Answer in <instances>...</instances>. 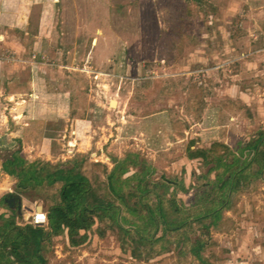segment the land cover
I'll use <instances>...</instances> for the list:
<instances>
[{"label": "rangeland", "instance_id": "rangeland-1", "mask_svg": "<svg viewBox=\"0 0 264 264\" xmlns=\"http://www.w3.org/2000/svg\"><path fill=\"white\" fill-rule=\"evenodd\" d=\"M136 1L110 0L105 6L98 0H0V32L7 31L6 40L21 45L24 58L37 52L39 45L44 54L39 62H55L34 71L20 64L16 71L11 66L3 67L0 135L5 133L8 139L21 136V153L29 160L56 162L79 154L91 162L108 158L109 168L115 170L110 171L113 188L132 206H121V222L125 225L130 220L131 226L137 224L135 227L146 223L150 228L143 229V236H160L161 226L156 233L152 219L159 222L163 218L169 227L180 223L182 234L192 242L201 237L217 243L212 247L219 257L215 264H264V183L256 182L254 192L233 193V199H229L233 204L222 211L223 220L207 235L196 222L193 228L189 224L188 232L184 226L188 221L184 220L189 210L179 199L171 201L170 214L165 212L170 208L168 200L165 206L160 204L161 212L157 213L152 195L140 194L163 181L162 172L165 181L175 178L173 173L179 171L180 157L186 154L184 146L190 130L228 123L232 115L237 116L235 119L250 117L248 130L256 122L264 127V93L252 89L243 92L255 99L252 110L256 118L243 107L232 111L223 108L224 117L219 119L224 102L244 106L243 100H236V80L264 79V63L260 53L254 54L264 48V0H186L194 17L180 36L174 27L180 25L175 19L177 6L171 3L174 0L154 3L160 27L137 19V13H126L125 3L135 8ZM105 21L117 35L108 36L101 44ZM239 54V61H235ZM108 57L113 62H98ZM60 63L73 67L61 68L57 65ZM88 69L96 70L97 76ZM18 77L24 87L14 85L12 79ZM194 78L198 84H205L198 112L187 102ZM2 81L10 87L6 95ZM17 98L24 100L22 105H15ZM114 100L117 105L111 106ZM50 114L63 120L62 130L51 135L44 132ZM41 120L42 129L37 127ZM7 156L0 151V165ZM225 166L209 167V179L215 183L219 178L217 186L227 183L228 176L223 179L216 174L217 170H226ZM254 170L256 166L249 173ZM14 182L0 170V197L4 196V200L0 198V220L5 224L13 222L17 195L29 199L26 203L42 205L31 194L16 193ZM176 185L184 188L181 182ZM23 210L22 219L31 221L33 212ZM174 237L179 240L178 232ZM67 243L61 236L53 237L49 264H173L165 255L136 261L129 252L122 253L110 235L100 239L88 233L81 245L68 247Z\"/></svg>", "mask_w": 264, "mask_h": 264}, {"label": "trees", "instance_id": "trees-1", "mask_svg": "<svg viewBox=\"0 0 264 264\" xmlns=\"http://www.w3.org/2000/svg\"><path fill=\"white\" fill-rule=\"evenodd\" d=\"M7 81L3 85L5 95L10 92ZM12 81L19 88L25 86L18 79ZM46 82L49 84L48 80ZM204 88L205 84L190 82L187 102L194 112L201 109L199 103ZM223 108L232 111L236 105L233 101L224 102L219 111L220 120L224 117ZM10 122L13 124V121ZM43 125L41 120L37 127L42 129ZM252 133L253 136L244 137L247 142L244 143L243 139L231 150L239 153L242 159L241 165L230 176L228 194L223 205L194 219V222L201 225L205 235L221 223L222 211L233 204L229 200L233 199V193L254 192L257 189L256 182L264 183V130L255 128ZM22 140L21 136L8 139L5 133L0 135V151L8 153L1 162L0 170L15 180L12 187L16 193L31 194L39 199L47 221L41 226L24 221L21 203L15 199L16 210L21 212V216L18 218L15 213L11 224L0 220V264H49L53 255L50 253L48 256L53 237L61 236L67 240L68 247H76L87 240L88 233H94L100 239L107 235L113 236L122 253L129 252L130 257L136 261L165 255L164 258L173 264H215L219 258L212 249L217 243L210 238L204 242H192L187 234L180 235L179 240L175 239L174 234L182 227L169 228L163 218L159 222L152 219L156 233L159 226L162 227L163 232L158 237L143 236L144 230L141 226L135 227L136 223L131 228L125 227L121 222V206L130 209L132 206L119 190L113 188L110 171L114 173V168L102 162H91L86 155L81 154L56 162L41 158L29 160L21 153ZM252 166H256V170L249 173ZM162 173L161 179L165 181V173ZM145 195H152L151 202L155 208L158 207L157 213H160L161 203L157 193L146 191L142 196ZM0 198L4 200V196ZM189 224L188 221L184 225L188 232Z\"/></svg>", "mask_w": 264, "mask_h": 264}, {"label": "crops", "instance_id": "crops-1", "mask_svg": "<svg viewBox=\"0 0 264 264\" xmlns=\"http://www.w3.org/2000/svg\"><path fill=\"white\" fill-rule=\"evenodd\" d=\"M157 0H137L135 5L136 7H131L128 6L129 2H126L127 4V11L126 13L132 11L131 13H137V19L140 18L141 21L148 22L152 21L154 23V27H160L157 26V23L159 24L160 22L158 21V8L154 5L156 4ZM175 6H177L176 10L174 11L177 13L175 15L176 21L180 23L177 26L174 25V27L179 30V33L177 36H180L184 30L190 27L191 21L193 19L192 14L190 12L191 9V4L190 1L183 0L182 2H171ZM179 3L180 6L176 5ZM173 6V5H172ZM105 31L103 32V38L101 39V44H104L106 42V39L108 36H116V32L112 31L111 25L105 21L104 26ZM126 29V28H125ZM189 31V30H188ZM8 33L6 30L0 32V54L4 53L5 50H10L11 51V56L13 58V61L11 62H4L0 61V79L3 80V72L2 69L5 66H11L13 68L12 71H16V67H18V64L22 66H31L28 63V60L30 59L32 54H36L38 58H43L44 54H42L38 48L39 45L37 46L38 51L30 54L29 56L25 57L21 55V45H15L13 43H10L9 40H6L8 37ZM174 36V35H172ZM97 41V40H96ZM105 41V42H104ZM96 45V44H95ZM263 51V52H262ZM260 53V61H263L264 63V48L260 49L258 51H254L255 55H258ZM243 54V53H242ZM242 54H239L235 57V61H239V58ZM65 61V60H64ZM113 62L110 61V58L106 59H99L98 62ZM51 64H48L46 62H39L34 69L42 68L40 65H55V62L52 61L50 62ZM66 63V62H65ZM95 63L97 61L95 60ZM71 63L67 64H57L58 67L61 68H66L67 67H73L70 65ZM56 65V66H57ZM99 65V64H98ZM232 66V65H231ZM99 67V66H98ZM236 67V66H235ZM32 69V68H31ZM45 69V68H43ZM95 69V68H94ZM94 69H88L89 71L93 72L95 75L96 70ZM32 71V72H33ZM3 73V74H2ZM99 75H103V73L99 72ZM17 77V76H16ZM10 79V78H9ZM19 79V77L17 78ZM251 79L243 80L241 81L236 80V88L235 90L237 91L236 93V100L240 101L243 100V105H238L235 103L237 109L245 108V111H249L250 109V115L254 119L256 118L257 115H255V112L252 110L253 102H255L254 98H249L246 93L243 91H248L249 89L255 90L257 94L264 93V79H252L253 81H250ZM256 80V81H255ZM23 81V80H22ZM3 85V81H2ZM34 95V93H33ZM32 95V96H33ZM1 96V94H0ZM257 97V96H256ZM259 97V96H258ZM257 101L261 100V97L258 98ZM251 99V100H250ZM247 104V106H246ZM264 115V112H263ZM249 116V115H248ZM237 117L236 115H232L228 117V123L221 124V123H216L213 127L208 126V127H203V129L195 130H190L187 134V141L185 143L184 149H185V155L182 154L180 157L181 164L179 166V171H175L173 174L175 178L173 179V182H166V181H159L155 184L151 185V188H144L145 190H142L140 194H144L146 191H154L157 194L160 195V203L163 204L166 200L169 201L170 205L169 210L166 209L165 212L169 213L171 211V201L174 199L177 200L179 199L182 202V205L186 207L189 212L188 216L184 221H189L191 222L192 228L194 227V219L196 217L202 216L209 214L213 212L214 210H217L223 205V202L225 201V198L227 197L228 194V186H229V179L232 174V172L238 168L241 163L240 160L242 159L241 155L239 153L232 152V148L236 146V144L244 139V137L253 136V131L255 128H260L264 130V127H261L260 123L261 122H256V125L251 128V130H248L247 127L251 125V118L247 117L245 115L242 116L241 118L235 119ZM262 118V117H261ZM256 121V119H255ZM63 120L61 117H59L57 114H50V117L45 120V127H44V132L46 134H53L57 130H62V124ZM67 127V126H66ZM64 127V128H66ZM245 127V130H244ZM191 128V127H190ZM245 131H250L249 133H245ZM206 132V133H205ZM250 134V135H249ZM244 143L247 142L246 139L243 141ZM148 163V162H147ZM224 163L226 166V170H217V175H221L223 179L224 176H228L226 178L225 186L222 187V185H218L216 181H219L218 179L216 180L215 183L210 180V172L212 169L209 167L212 166L214 169V166H219L220 164ZM117 164L115 162L113 165ZM149 165V164H148ZM150 166V165H149ZM167 170V168L165 169ZM170 171V170H169ZM224 172L226 174L222 175ZM216 176V175H215ZM177 182H181L182 186H184L183 189H180L179 186L176 185ZM222 187V188H221ZM259 189V188H258ZM20 199L16 200L21 203V207L23 209L28 210L29 212H35L37 204H34L36 202L29 201L28 203L27 200L22 196H19ZM162 200V201H161ZM22 209V212L24 210ZM19 211V210H17ZM17 214V213H16ZM170 214V213H169ZM21 216V215H20ZM126 222V221H125ZM125 224V227H128L127 225H130L129 227H132L130 223H132L130 220L127 221ZM253 224L257 225L256 222H252ZM180 224V223H179ZM171 225L170 227L166 224L167 227L169 228H177L180 227L181 225ZM148 225L146 223L144 225H141L142 229H145ZM149 227V226H148ZM150 228V227H149ZM160 231H162V227H160ZM182 229L183 227L179 230L178 235L180 236L183 232ZM147 231V229H145ZM157 230V231H159ZM208 232H206L207 235ZM194 238H192L193 240ZM194 241V240H193ZM198 241H205V238H199Z\"/></svg>", "mask_w": 264, "mask_h": 264}, {"label": "built area", "instance_id": "built-area-1", "mask_svg": "<svg viewBox=\"0 0 264 264\" xmlns=\"http://www.w3.org/2000/svg\"><path fill=\"white\" fill-rule=\"evenodd\" d=\"M99 2H101L103 5L105 6H109L110 4V0H98ZM43 59V58H41ZM0 61H4V62H11L13 61V58L11 56V51L10 50H5L4 53L0 54ZM40 58H38V56H36V54H32L30 59L28 60L29 65L34 68L37 66V64L39 63ZM97 76V75H96ZM195 82L197 81L196 78L193 79ZM123 115V113H122ZM108 158L105 159V161L102 160H96L94 159L93 162H102L108 165L107 163ZM31 222L35 225H43L46 223L47 218H46V213L44 211H35L33 213V215L31 216Z\"/></svg>", "mask_w": 264, "mask_h": 264}, {"label": "bare ground", "instance_id": "bare-ground-1", "mask_svg": "<svg viewBox=\"0 0 264 264\" xmlns=\"http://www.w3.org/2000/svg\"><path fill=\"white\" fill-rule=\"evenodd\" d=\"M97 42V41H96ZM95 42V43H96ZM23 102H24V100H22V99H19V98H17L16 100H15V105L16 106H20V105H22L23 104ZM117 105V102L114 100V101H111V106H116Z\"/></svg>", "mask_w": 264, "mask_h": 264}, {"label": "water", "instance_id": "water-1", "mask_svg": "<svg viewBox=\"0 0 264 264\" xmlns=\"http://www.w3.org/2000/svg\"><path fill=\"white\" fill-rule=\"evenodd\" d=\"M94 41H95V40H93V42H94ZM16 198H17V200L20 199V197H19L18 195L16 196ZM36 211H42V205H37V207H36ZM16 213H17L18 216L21 215V212H20V211H17Z\"/></svg>", "mask_w": 264, "mask_h": 264}]
</instances>
